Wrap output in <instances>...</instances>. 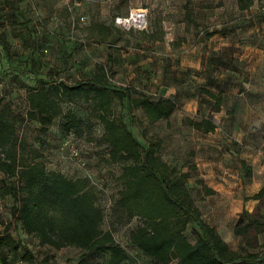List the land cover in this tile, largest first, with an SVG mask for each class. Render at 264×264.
<instances>
[{"label":"rangeland","instance_id":"1","mask_svg":"<svg viewBox=\"0 0 264 264\" xmlns=\"http://www.w3.org/2000/svg\"><path fill=\"white\" fill-rule=\"evenodd\" d=\"M2 2L0 33H6L12 51L9 61L0 46V98L12 104L17 136L28 148L42 153L50 170L90 179L105 212L103 228L112 230L129 255L125 264L160 263L130 243V231L141 224L140 219L125 222L113 209L122 170L119 164L105 161L108 147L103 142V126L88 103L65 101L63 111L83 121L82 132L67 134L66 120L58 117L48 133H41L36 122L27 117L23 84L34 86L37 78L49 79L56 72L72 84L90 78L99 65H105L115 85L134 86L154 99H174V114L156 124H149L141 111H135L134 132L143 142L161 137V155L170 165L182 170L196 166L189 187L203 218L212 226L217 223L224 240L236 248L239 238L232 232L236 216L244 206L251 207V196L264 186V0H254L247 12L239 11L237 0H86L80 8H74L73 0H21L20 7L35 30V65L28 60L23 38L15 36ZM131 8L147 11V31L126 32L115 25V17ZM71 10L76 16L84 15L86 23L74 25ZM104 25L110 26L111 35L102 43L99 26ZM218 28L225 31L211 39L209 33ZM204 88L223 91L219 112L213 111L214 101ZM114 111L122 114L117 100ZM208 115L217 126L214 132L202 133L189 125L188 120ZM240 154L252 168L250 177L241 168ZM203 160L229 170L231 192L203 194ZM14 205L12 197L0 198V233L10 232L22 244L17 252L6 250L11 264H40L46 256L57 264L78 263L79 250L42 246L27 235L12 217ZM192 230L191 225L187 231L191 241ZM260 241L264 243V234ZM24 248H29L37 260L23 261Z\"/></svg>","mask_w":264,"mask_h":264},{"label":"trees","instance_id":"2","mask_svg":"<svg viewBox=\"0 0 264 264\" xmlns=\"http://www.w3.org/2000/svg\"><path fill=\"white\" fill-rule=\"evenodd\" d=\"M2 1L8 9L15 36L23 38V46L29 51L28 60L35 65L38 50L31 19L20 7L21 0ZM253 4L254 0H237L241 12H247ZM70 12L76 14L74 10ZM73 22L81 24L79 15H75ZM99 31V41L104 43L111 35V28L99 26ZM224 31L218 28L211 31L209 37ZM0 46L11 61L12 44L5 32L0 33ZM54 75L49 79L37 78L34 86L23 84L27 91V117L36 122L43 134L48 133L58 117L66 120L67 134L80 133L83 121L72 112H64L62 103L83 101L89 104L104 129L103 142L108 147L105 161L119 164L122 170L118 178L121 189L113 209L125 222L135 218L141 221L129 234L133 247L160 264L174 260L177 264H264V243L260 241L264 234V186L251 197L257 202L254 209H243L237 216L233 234L239 240L233 248L216 226L205 221L191 193L189 180L196 166L182 170L170 165L161 155L164 143L161 137L143 142L136 136L135 111H141L149 124H156L174 114L177 109L174 99H154L134 86L115 85L110 82L105 65H99L90 78L72 84L61 72ZM203 91L214 101L213 111L219 112L224 102L223 91L215 92L210 88ZM116 100L121 115L115 114ZM11 112L12 104L0 98V172L3 175L0 198L10 196L15 200L14 220L42 246L79 250L77 264H125L128 253L112 230L103 228L105 212L98 204L96 187L87 177L74 178L50 170L38 149L28 148L19 140ZM188 121L202 133L217 129L210 115ZM240 165L250 177L252 168L245 160H240ZM202 184L204 195L214 194L203 181ZM191 225L193 241L187 236ZM21 247V242L10 232L0 233V264H11L6 250L17 252ZM21 258L26 262L37 260L29 248H24ZM40 264L57 263L46 256Z\"/></svg>","mask_w":264,"mask_h":264},{"label":"crops","instance_id":"3","mask_svg":"<svg viewBox=\"0 0 264 264\" xmlns=\"http://www.w3.org/2000/svg\"><path fill=\"white\" fill-rule=\"evenodd\" d=\"M213 37H211V39ZM240 156L243 160L248 161V160H246V158H244V156L242 154H240ZM214 165H216V164L211 163L208 160L202 161V164H201L202 171L200 173V176L202 177L204 184H206L208 188L215 190L216 192H218V191L231 192L232 191L231 186L227 185L228 184L227 180L229 178L228 176H230L229 170L226 171V170H223L222 168H216ZM236 173H239L238 170H236ZM217 178L221 179V182H218L216 180ZM256 193H254V194H256ZM251 200L253 201L251 204V207H249V205H246V206H244V209H246L248 211H252L254 209V207L256 206L255 203H257V202L253 199H251ZM234 224H235V222L233 223V227H234ZM213 226L217 227V223H213ZM219 232L221 234L222 231L219 230ZM232 232H233V229H232Z\"/></svg>","mask_w":264,"mask_h":264},{"label":"built area","instance_id":"4","mask_svg":"<svg viewBox=\"0 0 264 264\" xmlns=\"http://www.w3.org/2000/svg\"><path fill=\"white\" fill-rule=\"evenodd\" d=\"M85 2L86 0H73L74 8H80ZM79 23H86V17L84 15H79ZM115 25L126 32L132 30L147 31V11L142 8H131L127 14L115 17Z\"/></svg>","mask_w":264,"mask_h":264}]
</instances>
